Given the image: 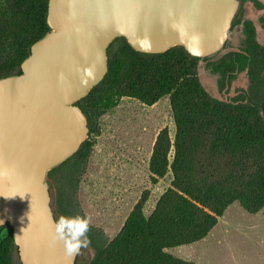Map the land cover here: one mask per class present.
<instances>
[{
	"label": "trees",
	"instance_id": "16d2710c",
	"mask_svg": "<svg viewBox=\"0 0 264 264\" xmlns=\"http://www.w3.org/2000/svg\"><path fill=\"white\" fill-rule=\"evenodd\" d=\"M49 9L50 0H0V80L21 75L33 47L52 31ZM107 57L106 77L77 105L87 117L92 112L100 118L123 97L152 106L170 96L177 127L175 143L167 128L160 132L150 171L154 183L170 172L174 179L150 217L143 214L144 201L138 203L120 233L104 245L92 264H195L167 249L206 238L236 202L250 214L264 209V88L257 98L259 114L207 96L199 80V59L184 46L150 54L136 50L122 37L109 45ZM244 59L251 79L260 80L264 50ZM195 125L212 132V140L193 141ZM93 147L94 142H84L72 158L71 173L84 172ZM201 149L225 153L223 170L219 171L218 160L210 155L197 159ZM15 248L13 229L0 226V264H14Z\"/></svg>",
	"mask_w": 264,
	"mask_h": 264
},
{
	"label": "water",
	"instance_id": "95a60500",
	"mask_svg": "<svg viewBox=\"0 0 264 264\" xmlns=\"http://www.w3.org/2000/svg\"><path fill=\"white\" fill-rule=\"evenodd\" d=\"M236 5V0H50L52 31L33 47L21 75L0 80V226L13 229L24 264H68L62 245H50L53 218L43 179L84 142L88 117L76 102L106 76L103 46L126 32L141 52L186 43L190 52L208 55L222 46Z\"/></svg>",
	"mask_w": 264,
	"mask_h": 264
},
{
	"label": "rangeland",
	"instance_id": "374dc122",
	"mask_svg": "<svg viewBox=\"0 0 264 264\" xmlns=\"http://www.w3.org/2000/svg\"><path fill=\"white\" fill-rule=\"evenodd\" d=\"M236 1L230 27L217 51L197 55L184 48L199 59V80L207 96L222 104L249 107L260 114L257 98L264 88V72L260 80L253 81L244 55L257 57L264 50V0ZM122 37L118 34L103 46L107 72V49ZM177 46L182 45L171 48ZM165 128L174 144L177 127L170 96L152 106L137 98L123 97L118 106L102 117L89 114L84 142H94V147L82 174L71 170L72 158L84 142L74 155L56 162L47 171L43 191L53 220L60 215H86L92 219L91 244L76 257V264H92L104 245L120 233L138 203L144 201L143 214L150 217L161 196L172 187V172L154 183L150 171L155 142ZM192 132L193 141L212 140L213 133L205 127L195 125ZM198 151L197 159L210 155L212 160H218L219 171L223 170L225 153ZM174 153L175 147L171 161ZM167 251L195 264H264V210L250 214L236 202L228 215L220 219L208 241ZM14 264H24L18 248L14 251Z\"/></svg>",
	"mask_w": 264,
	"mask_h": 264
},
{
	"label": "clouds",
	"instance_id": "9594fccd",
	"mask_svg": "<svg viewBox=\"0 0 264 264\" xmlns=\"http://www.w3.org/2000/svg\"><path fill=\"white\" fill-rule=\"evenodd\" d=\"M51 223L50 245H62L68 264H73V261L82 253V250L87 249L91 244L89 237L92 226L91 217L86 215H60Z\"/></svg>",
	"mask_w": 264,
	"mask_h": 264
},
{
	"label": "crops",
	"instance_id": "0c3cea01",
	"mask_svg": "<svg viewBox=\"0 0 264 264\" xmlns=\"http://www.w3.org/2000/svg\"><path fill=\"white\" fill-rule=\"evenodd\" d=\"M235 204V203H234ZM234 204H232L231 206H229L228 207V209L225 211V214L221 217V218H223V217H225L226 215H228V212L232 209V207H234ZM264 210V209H263ZM220 218V219H221ZM220 219H219V221H220ZM219 223V222H218ZM218 225V224H217ZM216 225V226H217ZM215 226V227H216ZM214 230V229H213ZM213 230L209 233V235L206 237V238H204L203 240H201V241H199V242H196V243H194V244H198V243H202V242H206V241H208V239L210 238V236L213 234ZM194 244H191V245H194ZM185 246H187V245H185ZM180 247H182V246H180ZM168 252V251H167ZM181 259V258H180ZM184 260V259H183ZM187 261V260H186Z\"/></svg>",
	"mask_w": 264,
	"mask_h": 264
},
{
	"label": "bare ground",
	"instance_id": "6f19581e",
	"mask_svg": "<svg viewBox=\"0 0 264 264\" xmlns=\"http://www.w3.org/2000/svg\"><path fill=\"white\" fill-rule=\"evenodd\" d=\"M177 8V7H176ZM122 36H124L125 38H127V39H130L129 38V36H128V34L126 33V32H121L120 33ZM185 47H189V45L188 44H186V43H182ZM70 156V155H69ZM68 156H66L65 158H67ZM23 261L26 263V261H25V259H23Z\"/></svg>",
	"mask_w": 264,
	"mask_h": 264
}]
</instances>
